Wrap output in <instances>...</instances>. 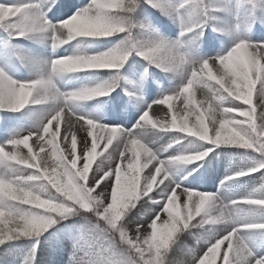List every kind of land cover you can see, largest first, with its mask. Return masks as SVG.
<instances>
[{"label":"snow or ice","instance_id":"snow-or-ice-1","mask_svg":"<svg viewBox=\"0 0 264 264\" xmlns=\"http://www.w3.org/2000/svg\"><path fill=\"white\" fill-rule=\"evenodd\" d=\"M0 259L264 264V0H0Z\"/></svg>","mask_w":264,"mask_h":264},{"label":"rangeland","instance_id":"rangeland-1","mask_svg":"<svg viewBox=\"0 0 264 264\" xmlns=\"http://www.w3.org/2000/svg\"><path fill=\"white\" fill-rule=\"evenodd\" d=\"M258 179V178H257Z\"/></svg>","mask_w":264,"mask_h":264}]
</instances>
